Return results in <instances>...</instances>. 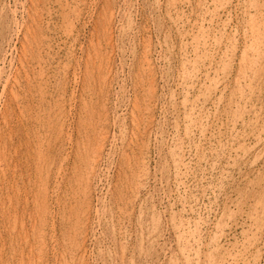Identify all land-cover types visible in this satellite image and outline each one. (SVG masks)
I'll use <instances>...</instances> for the list:
<instances>
[{
    "label": "rangeland",
    "instance_id": "rangeland-1",
    "mask_svg": "<svg viewBox=\"0 0 264 264\" xmlns=\"http://www.w3.org/2000/svg\"><path fill=\"white\" fill-rule=\"evenodd\" d=\"M18 1L20 3H16ZM252 1L255 2L256 8L250 11ZM229 2L225 9L217 12L215 20H211L207 19L214 10L211 0H186L185 4H182L181 0H174L176 10L172 15L174 19L178 20L175 17L179 15V19L185 20L179 31L185 33V36L173 26V20L166 10L167 0H42L39 7L40 20L37 25L31 27L36 31V35L31 40L30 37L27 39V30L32 23L28 15L29 12L32 13L31 0H0V264H264V39L254 41L253 44V40L249 38L255 29L261 28L260 31L264 34V19L262 20L264 15H261V12H264V0ZM202 6H206L207 10L205 11L206 8ZM251 13L255 17L251 18ZM112 16L115 17V21L114 18L111 21ZM200 21L210 43L214 37L220 38L225 34L220 38L222 41L224 39L221 49L216 48L215 52L209 48V52L202 50V56L206 54L207 59L211 57L212 60L215 59L209 60L213 62V73L215 63H221L226 51H232L229 52L230 55L234 53L231 55L232 67H229L226 77L229 80L225 79L226 81L219 85L221 87L218 86L219 91L213 88L214 91L212 90L210 95L212 99L210 98L207 104L203 102L204 98L200 89L198 90L204 78L195 83L196 86L189 91V95L178 85L186 62L184 57L187 60L194 58L195 52L190 44L195 34H193L195 25H200ZM256 24L259 26L256 27ZM107 39L111 40V43ZM147 42L149 50L145 56L143 50ZM246 42L249 43L250 49ZM235 47L238 50H235ZM24 49L29 51L26 63L30 84L23 81L22 89L19 87L20 90H17L19 98L15 101L10 93V85L7 86V80L9 81L12 74L17 73L16 69L20 68L18 61L24 57ZM185 50L189 55L185 54ZM108 53H112V57ZM109 56L113 61L110 64L113 70L111 76L107 75V71L104 72L107 67L104 62H107ZM243 56L246 61H249V58L256 60L259 66L253 70L245 68L242 65L245 62L242 61ZM141 63L147 71L151 70L145 76H142ZM238 74L243 75L240 80ZM250 75L252 81L249 80ZM140 80L143 87L138 84ZM107 84L109 88L104 86ZM152 84L154 95L149 88ZM102 87L104 92L99 90ZM243 87L245 88L242 89ZM185 99L189 101V105L196 104L198 108V114L195 115L197 119L195 118L194 128L192 127L190 132H187L185 127L187 115L183 106ZM136 102L143 109L149 106L146 113L149 114L150 111L148 117L151 115L149 118L152 126H141L142 132L136 130L132 119ZM101 103L103 104L100 106ZM89 112H92V116ZM100 112L108 117L107 129L112 145L106 149L104 159L98 166V177L88 190L89 188L84 187L86 185L83 183V168L77 157V150L85 141L84 138L90 136L89 130H92L90 123L94 125L99 121V116L102 115ZM25 123H28L29 127ZM34 125L36 126L33 127ZM66 134L73 142L63 148L62 145L66 143L62 140H67ZM127 162L129 165H124ZM60 165L64 166L62 169L64 177L56 184L54 179ZM144 171L146 174H143ZM48 177L50 178L46 179ZM119 181L123 183L121 186ZM144 181L147 184L143 183ZM84 203L92 206L88 207ZM87 207L90 209V234L85 244L86 252H80L76 243L77 241L81 243L82 239L78 232L75 236L73 229L81 228L78 225L79 215L82 208L84 211ZM76 211L79 214H76ZM190 233L196 239L195 242H191L192 245L183 242L184 239L190 240ZM74 236L77 240H74ZM40 252L43 254L40 255ZM197 258L199 260H196Z\"/></svg>",
    "mask_w": 264,
    "mask_h": 264
},
{
    "label": "bare ground",
    "instance_id": "bare-ground-1",
    "mask_svg": "<svg viewBox=\"0 0 264 264\" xmlns=\"http://www.w3.org/2000/svg\"><path fill=\"white\" fill-rule=\"evenodd\" d=\"M67 1V0H66ZM69 1V0H68ZM131 1V0H130ZM157 1V0H156ZM199 1V0H198ZM212 1V6L214 7V10L213 11H211L212 13H211V15H210V18H207V19H214L215 18V16H216V14H217V12H219V10H221V9H225V6L228 4V2L229 1H231V0H211ZM41 2H42V0H31V8H30V10L32 11V13L31 12H27L28 13V15H29V20H31V24H30V27L28 28V30H27V39L30 37V39L32 40V38H34V36L36 35V31H34V30H32L31 29V27L32 26H34V25H37L38 24V20H40V15H39V7H40V4H41ZM46 2V1H45ZM181 2H182V4H185V2H186V0H181ZM16 3H20L19 1L18 2H16ZM26 3V2H25ZM131 3V2H130ZM157 3V2H156ZM230 3V2H229ZM259 3V2H258ZM187 4V3H186ZM246 4V3H245ZM263 4H264V2H263ZM262 4V5H263ZM27 5V4H26ZM60 5V4H59ZM66 5H67V3H66ZM156 5V4H155ZM158 5V4H157ZM193 5V4H192ZM229 5V4H228ZM237 5V4H236ZM29 6V5H28ZM68 6V5H67ZM89 6V5H88ZM70 7V6H69ZM162 7V6H161ZM208 7V6H207ZM229 7V6H228ZM25 8H27V7H25ZM29 8V7H28ZM53 8V7H52ZM163 8V7H162ZM176 8V5H175V3H174V0H167V6H166V10H167V12H168V14H169V17H170V19L171 20H173V23L172 24H174L173 26H176L177 27V31L179 32L180 30H181V26H183V23H185V20L183 19V18H180L179 19V15L178 16H176L175 18H178V20L177 19H174V17H173V13H174V11L176 10L175 9ZM202 8H206V6H202ZM201 8V9H202ZM255 2L254 1H252V5L250 6V11H252V10H255ZM261 8H263V7H260V9ZM158 9V8H157ZM178 9V8H177ZM29 10V11H30ZM45 10V9H44ZM48 10V9H47ZM46 10V11H47ZM207 10V8L205 9V11ZM257 10V9H256ZM184 11V10H183ZM202 11H204V10H202ZM204 11V12H205ZM262 11V10H261ZM54 12V11H53ZM173 12V13H172ZM180 12V11H179ZM209 12V11H208ZM207 12V13H208ZM51 13V12H50ZM59 13V12H58ZM113 13H114V11H113ZM207 13L205 14V16H207ZM262 13H264V12H261V15H264V14H262ZM15 14V13H14ZM66 14V13H65ZM178 14V13H177ZM176 14V15H177ZM7 15V14H6ZM150 15V14H149ZM246 15V14H245ZM249 15V14H248ZM257 15V14H256ZM15 16V15H14ZM26 16H27V14H26ZM74 16V15H73ZM82 16V15H81ZM108 16V15H107ZM151 16V15H150ZM175 16V15H174ZM195 16V15H194ZM198 16V15H197ZM239 16V15H238ZM251 18H253V16H252V13H251ZM259 16V15H258ZM58 17V16H57ZM84 17V16H83ZM162 17V16H161ZM168 17V18H169ZM255 17V16H254ZM260 17V16H259ZM258 17V18H259ZM73 18V17H72ZM114 18V21H115V17L114 16H112L111 17V21H112V19ZM200 18V17H199ZM245 18V17H244ZM48 19V18H47ZM63 19V18H62ZM104 19V18H103ZM110 19V18H109ZM206 19V20H207ZM264 18H262V20H263ZM24 20V19H23ZM92 20V19H91ZM184 20V21H183ZM189 20V19H188ZM187 20V21H188ZM215 20V19H214ZM222 20V19H221ZM228 20V19H227ZM25 21V20H24ZM78 21H79V19H78ZM165 21V20H164ZM193 21V20H192ZM251 21V20H250ZM259 21V20H258ZM264 21V20H263ZM99 22V21H98ZM207 22V21H206ZM228 22V21H227ZM227 22H226V24H227ZM252 22V21H251ZM19 23V22H18ZM18 23H16V24H18ZM25 23V22H24ZM24 23H22V24H24ZM77 23H79V22H77ZM128 23V22H127ZM152 23H153V21H152ZM198 23H199V21H198ZM197 23V24H198ZM256 23H257V21H256ZM42 24V23H41ZM75 23H73V25H74ZM100 24V23H99ZM182 24V25H181ZM226 24H225V26H226ZM235 24V23H234ZM261 24H263L262 23V21H261ZM261 24H260V27H261ZM88 25V24H87ZM95 25H96V23H95ZM118 25V24H117ZM156 25V24H155ZM236 25V24H235ZM101 26V25H100ZM108 26V25H107ZM125 26V25H124ZM259 26V25H258ZM257 26V24H256V27H258ZM264 26V25H263ZM262 26V27H263ZM61 27V26H60ZM72 27V26H71ZM74 27V26H73ZM95 27V26H94ZM99 27V26H98ZM230 27V26H229ZM22 28V27H21ZM91 28V27H90ZM104 28H105V26H104ZM126 28V27H125ZM184 28H185V26H184ZM244 28V27H243ZM46 29V28H45ZM52 29V28H51ZM73 29V28H72ZM100 29V28H99ZM107 29V28H106ZM235 29V28H234ZM250 29V28H249ZM263 29V28H262ZM62 30V29H61ZM97 30H98V28H97ZM184 30H186V29H184ZM256 31H252L251 32V34L250 35H252V33H254L251 37H249V38H251L250 40H253V44H254V41H259V40H262V39H264V34L260 31L261 30V28H260V30L259 29H255ZM41 31V30H40ZM68 31V30H67ZM107 31V30H106ZM109 31V30H108ZM123 31V30H122ZM193 31V30H192ZM191 31V32H192ZM194 31L195 32H193V37H192V42H191V47L194 49V52H195V54H194V58L191 60V58H190V60H187L186 59V57H184V60H186V62L184 63V65H183V71L181 72V74H180V78H179V87L183 90V92L185 93V94H188L189 93V91L191 90V89H194V87L196 86V82L197 81H199L200 79H202V78H204V81H203V83H202V85H200L201 86V88H198V90L200 89V93L202 94V96H203V102L205 103L206 102V104H207V102L208 101H210V98L212 99V97L210 96L211 95V92H212V90H213V88L215 89H218V86L219 85H221L222 83H224V80L225 79H228V78H226L227 77V75H228V72H229V67L231 66L232 67V62H233V60H232V58L233 57H231V55L232 54H234V53H232L231 55L229 54V52H232V51H226V50H223V51H226L224 54H223V56H222V59H221V63L220 64H217V63H215V73H213V62L211 63V61H209L210 59H207L208 58V55H206V54H204V56H202L203 54H202V50L205 52V51H207V52H209V50H208V48L211 50V49H214V52L216 51L215 49L217 48V50H218V48L219 49H221L220 47H221V45L223 46V44H221L223 41H224V39H223V41L220 39V38H223V36L225 35H221L222 37H220V38H218V37H214V40L210 43V41L208 40V34L204 31V27H203V24H202V22L200 21V25H195V29H194ZM38 32V31H37ZM91 32V31H90ZM133 32V31H132ZM152 32V31H151ZM183 32V31H182ZM185 32V31H184ZM240 32V31H239ZM243 32V31H242ZM250 32V31H249ZM248 32V33H249ZM49 33H50V31H49ZM53 33V32H52ZM64 33V32H63ZM78 33V32H77ZM81 33V32H80ZM95 33H97V32H95ZM101 33V32H100ZM179 33H181V32H179ZM187 33V32H186ZM216 33H218V32H216ZM244 33H246V32H244ZM247 33V34H248ZM41 34V33H40ZM182 34V33H181ZM37 35H38V33H37ZM160 35V34H159ZM182 35H185V33L184 34H182ZM188 35H189V33H188ZM191 35V36H192ZM246 35V34H245ZM244 35V36H245ZM249 35V34H248ZM24 36V35H23ZM111 36H113V35H111ZM111 36H110V39H111ZM168 36V35H167ZM186 36V35H185ZM184 36V37H185ZM233 36V35H232ZM240 36V35H239ZM45 37V36H44ZM48 37V36H47ZM46 37V38H47ZM50 37V36H49ZM73 37V36H72ZM85 37V36H84ZM164 37H165V35H164ZM190 37V36H189ZM241 37V36H240ZM263 37V38H262ZM59 38V37H58ZM67 38V37H66ZM98 38V37H97ZM113 38V37H112ZM124 38V37H123ZM183 38V37H182ZM248 38V39H249ZM91 39V38H90ZM102 39H103V37H102ZM184 39V38H183ZM190 39V38H189ZM237 39V38H236ZM45 40H47V39H45ZM57 40V39H56ZM62 40V39H61ZM108 40V39H107ZM113 40V39H112ZM130 40V39H129ZM163 40V39H162ZM168 40V39H167ZM226 40V39H225ZM241 40V39H240ZM248 41L249 43L251 42V41ZM69 41V40H68ZM103 41V40H102ZM110 43H111V40H108ZM182 41H184V40H182ZM230 41H231V39H230ZM234 41V40H233ZM79 42V41H78ZM89 42V41H88ZM108 42V43H109ZM159 42V41H158ZM22 43V42H21ZM52 43V42H51ZM51 43H50V45H51ZM63 43V42H62ZM92 43H94V42H92ZM148 43V42H147ZM147 43H142V44H144V50L143 51H145V56L148 54L147 52H148V50H149V43L147 44ZM229 43V42H228ZM234 43V42H233ZM240 42H238V44H239ZM247 43V42H246ZM249 43H247L248 45V47L250 46L249 45ZM35 44H36V42H35ZM168 44V43H167ZM166 44V46H168ZM170 44V43H169ZM182 44H184V43H182ZM186 44V43H185ZM235 44V43H234ZM252 44V45H253ZM257 44V43H256ZM71 45V44H70ZM95 45H96V42H95ZM102 45V44H101ZM110 45V44H109ZM112 45V44H111ZM125 45V44H124ZM136 45V44H135ZM152 45V44H151ZM165 45V44H164ZM187 45V44H186ZM227 45V44H226ZM229 45V44H228ZM227 45V46H228ZM231 45V44H230ZM233 45V44H232ZM23 46V45H22ZM25 46V45H24ZM37 46V45H36ZM45 46V45H44ZM47 46V45H46ZM188 46V45H187ZM226 46V47H227ZM258 46V45H257ZM260 46V45H259ZM111 47H113V46H111ZM169 47V46H168ZM167 47V48H168ZM252 47V46H251ZM261 47V46H260ZM45 48V47H44ZM49 48V47H48ZM63 48V47H62ZM106 48V47H105ZM110 48V47H109ZM114 48V47H113ZM187 49H189L188 47H186ZM185 48V49H186ZM229 48H230V46H229ZM253 48V47H252ZM251 48V49H252ZM58 49V48H57ZM61 49V48H60ZM186 49V50H187ZM235 50H238V49H236V47L234 48ZM249 49H250V47H249ZM248 49V50H249ZM257 48H255V50H256ZM17 50V49H16ZM20 50H22L21 49V47H20ZM44 50V49H43ZM59 50V49H58ZM112 51H113V49H111ZM110 50V52H112ZM115 50V49H114ZM185 50V51H186ZM227 50H229L228 48H227ZM245 50H247V49H245ZM254 50V51H255ZM263 50V49H262ZM13 51V50H12ZM50 51V50H49ZM48 51V52H49ZM57 51V50H56ZM70 51V50H69ZM92 51V50H91ZM90 51V52H91ZM191 51V50H190ZM18 52V51H17ZM21 52V51H20ZM71 52V51H70ZM94 52V51H93ZM102 52V51H101ZM206 52V53H207ZM222 52V51H221ZM234 52V51H233ZM237 52V51H236ZM252 52V51H251ZM256 52H257V50H256ZM28 53H29V51H28V49H24L23 50V54H24V57H22V56H20V57H22V58H17V59H19V67L20 68H17L16 70V74H12V77H11V79L8 81L7 80V86L8 85H10V93H11V96H12V98H13V100H17L18 98H19V95H18V93H17V90L19 89L20 90V88H21V86H22V83H23V81H25V83L27 82L28 84H30V75H29V72H28V64L26 63V62H28V60L26 59L27 57H28ZM68 53V52H67ZM144 53V52H143ZM187 53V51L185 52V54ZM189 53V52H188ZM187 53V54H188ZM254 53V52H253ZM258 53V52H257ZM256 53V54H257ZM18 54V53H17ZM21 54V53H20ZM53 54V53H52ZM51 54V55H52ZM62 54V53H61ZM66 54V53H65ZM93 54V53H92ZM108 54H110V53H108ZM117 54V53H116ZM183 54V53H182ZM209 54V53H208ZM220 54V53H219ZM255 54V55H256ZM45 55V54H44ZM43 55V56H44ZM73 55V54H72ZM103 55V54H102ZM102 55H100V56H102ZM112 55V53L110 54V56ZM115 55V54H114ZM130 55V54H129ZM189 55V54H188ZM210 55V54H209ZM214 55V54H213ZM216 55V54H215ZM236 55V54H235ZM247 55V54H246ZM254 55V56H255ZM258 55V54H257ZM263 55V54H262ZM17 56H19V54L17 55ZM46 56V55H45ZM63 56V55H62ZM85 56V55H84ZM90 56V55H89ZM110 56L108 57V59H107V62H104L105 63V65L107 66V67H105V71L104 72H106L107 71V75L108 76H111V74H112V65H110L111 64V62H113V61H111L112 60V58H110ZM122 56V55H121ZM125 56V55H124ZM186 56V55H185ZM191 56V55H190ZM193 56V55H192ZM40 57V56H39ZM42 57V56H41ZM49 57V56H48ZM94 57V56H93ZM106 57V56H105ZM112 57V56H111ZM117 57V56H116ZM133 57V56H132ZM141 57V56H140ZM144 57V56H143ZM216 57V56H215ZM249 57V56H248ZM256 57V56H255ZM264 57V56H263ZM31 58V57H30ZM97 58H98V56H97ZM145 59H147L146 57H144ZM218 58H219V56H218ZM240 58H242V57H240ZM245 58H247V57H245ZM253 58V57H252ZM259 58V57H258ZM258 58H256L258 61H260V59H258ZM67 59H68V57H67ZM89 59V58H88ZM90 59H92V58H90ZM101 59V58H100ZM99 59V60H100ZM120 59V58H119ZM128 59V58H127ZM141 59V58H140ZM189 59V58H188ZM207 59V60H206ZM217 59V58H216ZM251 58H249V61H246L245 59H244V56H243V60L242 61H244L245 60V62H244V64H242V65H244V67L245 68H247V69H251V70H253V68L254 67H256L257 65H258V63H257V61L256 60H250ZM264 59V58H263ZM8 60V59H7ZM81 60V59H80ZM114 60V59H113ZM183 60V59H182ZM212 60V59H211ZM215 60V59H214ZM214 60H212V61H214ZM220 60V59H219ZM36 61V60H35ZM85 61H86V59H85ZM84 61V62H85ZM94 61V60H93ZM127 61V60H126ZM143 61V60H142ZM142 61H140V62H142ZM146 62H148V60H145ZM144 61V62H145ZM207 61H209L208 63H207ZM240 61V60H239ZM17 62V63H18ZM56 62H58V61H56ZM61 62V61H60ZM65 62V61H64ZM70 62V61H69ZM101 62H102V60H101ZM184 62V61H183ZM41 63V62H40ZM86 63V62H85ZM99 63V62H98ZM115 63V62H114ZM151 63V62H150ZM164 63V62H163ZM261 63H262V61H261ZM32 64V63H31ZM103 64V63H102ZM142 64V63H141ZM141 64H139L140 66H141ZM147 64H149V63H147ZM183 64V63H182ZM260 64V63H259ZM263 64H264V62H263ZM47 65V64H46ZM86 65V64H85ZM88 65V64H87ZM91 65V64H90ZM101 65V64H100ZM151 65V64H150ZM153 65V64H152ZM208 65H209V67H208ZM30 66V65H29ZM48 66H49V64H48ZM92 66H94V64L92 65ZM99 66V65H98ZM97 66V67H98ZM104 66V65H103ZM259 66V65H258ZM69 67V66H68ZM88 67V66H87ZM239 67H241V66H239ZM31 68V67H30ZM38 68V67H37ZM40 68H42V67H40ZM47 68V67H46ZM70 68V67H69ZM96 68V67H95ZM101 68V67H100ZM99 68V69H100ZM114 68V67H113ZM145 66H144V64H142V67H141V69H142V76L144 75H146L149 71H151L150 69H149V71H147V69L145 68ZM148 68V67H147ZM259 68V67H258ZM5 69V68H4ZM44 69V68H43ZM51 69V68H50ZM88 69V68H87ZM125 69V68H124ZM139 69V68H138ZM239 69V68H238ZM257 69V68H256ZM256 69H254L255 71H256ZM260 69V68H259ZM89 70V69H88ZM87 70V72H89ZM91 70V69H90ZM134 70V69H133ZM245 70V69H244ZM261 70H263V69H261ZM38 71H39V69H38ZM40 71H41V69H40ZM47 71V70H46ZM101 71H102V69H101ZM160 71H162V70H160ZM231 71V70H230ZM260 71V70H259ZM36 72H37V70H36ZM68 72V71H67ZM74 72V71H73ZM92 72H93V70H92ZM91 72V73H92ZM170 72V71H169ZM238 72H239V70H238ZM258 72V71H257ZM14 73V72H13ZM34 73V72H33ZM40 73V72H39ZM76 73V72H75ZM84 73V72H83ZM94 73V72H93ZM96 73H99V72H97L96 71ZM114 73V72H113ZM145 73V74H144ZM262 73V72H261ZM9 74V73H8ZM66 74V73H65ZM70 74V73H69ZM150 74V73H149ZM148 74V75H149ZM244 74V73H243ZM254 74V73H253ZM257 73H255V75H256ZM258 74H259V72H258ZM51 75V74H50ZM62 75V74H61ZM82 75V74H81ZM100 75V74H99ZM102 75H104V74H102ZM102 75H101V78H102ZM106 75V74H105ZM113 75V74H112ZM119 75V74H118ZM135 75H137V74H135ZM151 75V74H150ZM157 75V74H156ZM252 75V74H251ZM251 75H250V78H251ZM40 76V75H39ZM48 76V75H47ZM57 76H58V74H57ZM83 76V75H82ZM88 76V75H87ZM95 76H96V74H95ZM230 76V75H229ZM243 75H239L238 74V80H240L241 78L240 77H242ZM245 76V75H244ZM253 76V75H252ZM259 76V75H258ZM261 76V75H260ZM263 76V75H262ZM33 77V76H32ZM46 77V76H45ZM64 77V76H63ZM85 77V76H84ZM94 77V76H93ZM99 77V76H98ZM119 77V76H118ZM155 77V76H154ZM58 78V77H57ZM88 78V77H87ZM90 78V77H89ZM111 78V77H110ZM114 78V77H113ZM146 78V77H145ZM144 78V79H145ZM153 78V77H152ZM164 78V77H163ZM230 78V77H229ZM247 78V77H246ZM256 78H258L257 76H256ZM261 78V77H260ZM37 79H38V77H37ZM43 79V78H42ZM85 79V78H84ZM139 79V78H138ZM142 79V81H143V77L141 78ZM149 79V78H148ZM237 79V78H236ZM252 79L253 78H251V79H249L250 81H252ZM61 80V79H60ZM94 80V82H95V78L93 79ZM102 80V79H101ZM101 80H99V81H101ZM107 80V79H106ZM137 80V79H136ZM153 80V79H152ZM207 80H208V82H207ZM229 80V79H228ZM242 80H243V78H242ZM248 80V81H249ZM47 81V80H46ZM74 81V80H73ZM82 81V80H81ZM89 81V80H88ZM103 81H105V79L103 80ZM109 81V80H108ZM141 80L139 81V85L140 86H142V84H143V82H142ZM175 81V80H174ZM226 81V80H225ZM244 82H245V80H243ZM247 81V80H246ZM257 81V80H256ZM40 82V81H39ZM44 82V81H43ZM51 82V81H50ZM58 82H59V80H58ZM91 82V81H90ZM89 82V83H90ZM98 82V81H97ZM149 82V81H148ZM229 82V81H228ZM254 82V81H253ZM52 83V82H51ZM100 83V82H99ZM103 83V82H102ZM104 83H107V82H104ZM156 83V82H155ZM196 83V84H195ZM207 83H208V86H207ZM227 83V82H226ZM239 83V82H238ZM258 83V82H257ZM57 84V83H56ZM61 84V83H60ZM64 84V83H63ZM66 84V83H65ZM88 84V83H87ZM94 84V83H93ZM93 84H92V86H93ZM96 84H98V83H96ZM110 84V83H109ZM134 84V83H133ZM150 84V83H149ZM239 84H241V83H239ZM250 83H248V85H249ZM33 85H34V83H33ZM38 85V84H37ZM53 85V84H52ZM82 85V84H81ZM90 85V84H89ZM242 85V84H241ZM240 85V86H241ZM251 85V84H250ZM249 85V86H250ZM40 86H41V84H40ZM46 86V85H45ZM58 86V85H57ZM66 86V85H65ZM96 86V85H95ZM101 86H103V85H101ZM105 87L107 86L108 87V84L107 85H104ZM135 86V85H134ZM137 86V85H136ZM149 86V85H148ZM153 84L149 87L150 88V91H151V93L153 94L154 93V91H153ZM158 86V85H157ZM157 86H155V87H157ZM243 86H244V84H243ZM248 86V87H249ZM260 86V85H259ZM20 87V88H19ZM43 88H44V86H42ZM91 87V86H90ZM99 87H100V84H99ZM138 87V86H137ZM143 87V86H142ZM206 87V88H205ZM221 86H219V88H220ZM225 87V86H224ZM238 87V86H237ZM250 87H252V86H250ZM32 88V87H31ZM42 88V89H43ZM48 87H46V89H47ZM72 88V87H71ZM86 88V87H85ZM109 88V87H108ZM141 88V87H140ZM148 88V89H149ZM167 88V87H166ZM179 88V89H180ZM203 88H205V91L203 92L202 90H203ZM245 87H243L242 89H244ZM262 88V87H261ZM260 88V89H261ZM22 89V88H21ZM79 89V88H78ZM81 89V88H80ZM83 89V88H82ZM103 89V87L100 89L99 88V90H102ZM134 89V88H133ZM138 89H139V87H138ZM137 89V90H138ZM232 89V88H231ZM31 90V89H30ZM63 90V89H62ZM61 90V91H62ZM98 90V91H99ZM136 90V89H135ZM155 90V89H154ZM181 90V91H182ZM227 90V89H226ZM249 90H251V89H249ZM257 90V89H256ZM64 91V90H63ZM84 91V90H83ZM103 91V90H102ZM102 91H100V92H102ZM105 91V90H104ZM103 91V92H104ZM108 91H109V89H108ZM115 91V90H114ZM149 91V92H150ZM164 91V90H163ZM173 91V90H172ZM192 91V90H191ZM214 91V90H213ZM218 91H219V89H218ZM223 91V90H222ZM252 91V90H251ZM32 92V91H31ZM30 92V93H31ZM38 92H39V90H38ZM82 92V91H81ZM87 92V91H86ZM85 92V93H86ZM102 92V93H103ZM110 92V91H109ZM127 92V91H126ZM225 92V91H224ZM237 92H238V90H237ZM242 92V91H241ZM57 93H58V89H57ZM80 93V92H79ZM84 93V94H85ZM92 93V92H91ZM101 93V94H102ZM124 93V92H123ZM199 93V92H198ZM248 93V92H247ZM252 93V92H251ZM34 94V93H33ZM38 94V93H37ZM43 94V93H42ZM46 94V93H45ZM66 94V93H65ZM107 94H109V93H107ZM139 94H140V92H139ZM145 94V93H144ZM147 94V93H146ZM157 94V93H156ZM243 94V93H242ZM254 94H256V93H254ZM23 95V94H22ZM41 95V94H40ZM51 95V94H50ZM57 95V94H56ZM75 95V94H74ZM96 95V94H95ZM103 95V94H102ZM151 95V94H150ZM149 95V96H150ZM154 95V94H153ZM170 95V94H169ZM189 95V94H188ZM188 95H186V97L188 96ZM193 95V94H192ZM232 95V94H231ZM234 95H235V93H234ZM237 95V94H236ZM235 95V96H236ZM245 95H246V92H245ZM249 95V94H248ZM46 96V95H45ZM58 96V95H57ZM70 96V95H69ZM199 96H200V94H199ZM201 96V97H202ZM225 96V95H224ZM243 96V95H242ZM250 96V95H249ZM10 97V96H9ZM22 97V96H21ZM50 97V96H49ZM98 97V96H97ZM102 97V96H101ZM100 97V98H101ZM103 97H104V95H103ZM167 97V96H166ZM231 97H233V96H231ZM238 97V96H237ZM241 97V96H240ZM251 97V96H250ZM11 98V97H10ZM36 98V97H35ZM40 98H41V96H40ZM39 98V99H40ZM53 98V97H52ZM93 98V97H92ZM109 98V97H108ZM107 98V99H108ZM154 98H155V96H154ZM246 98V97H245ZM244 98V99H245ZM261 98V97H260ZM102 100H103V98H101ZM119 99V98H118ZM121 99V98H120ZM147 99V98H146ZM153 99V98H152ZM231 99H233V98H231ZM237 99V98H236ZM247 99H249V97L247 98ZM43 100V99H42ZM50 100V99H49ZM106 100V99H105ZM155 100V99H154ZM228 100V99H227ZM255 100V99H254ZM22 101V100H21ZM28 101V100H27ZM32 101V100H31ZM66 101V100H65ZM81 101V100H80ZM80 101L78 102V103H80ZM97 101H99V100H97ZM96 101V102H97ZM117 101V100H116ZM151 101V100H150ZM158 101V100H157ZM239 101V100H238ZM237 101V102H238ZM244 101H246V100H244ZM248 101V100H247ZM246 101V102H247ZM250 101H251V99H250ZM258 101V100H257ZM45 102V101H44ZM55 102V101H54ZM83 102V101H82ZM100 102H101V100H100ZM103 102V101H102ZM121 102V101H120ZM144 102H145V100H144ZM155 102V101H154ZM189 101L187 100V99H185V101L183 102V106H184V108H185V110H186V120H185V123H186V131L187 132H190L191 131V129H192V127H193V125H194V123H195V115L196 114H198L197 113V111H198V108H197V105L196 104H190L189 105V103H188ZM232 102V101H231ZM27 103V102H26ZM40 103V102H39ZM50 103V102H49ZM62 103V102H61ZM87 103V102H86ZM90 103V102H89ZM104 103H105V101H104ZM196 103V102H195ZM199 103V102H198ZM236 103V102H235ZM48 104V103H47ZM54 104V103H53ZM96 104H98V102L96 103ZM103 103H101V104H99L100 106L102 105ZM149 104V103H148ZM152 104V103H151ZM228 104H230V103H228ZM241 104V103H240ZM93 105V104H92ZM105 105V104H104ZM103 105V106H104ZM170 105V104H169ZM255 105V104H254ZM13 106V105H12ZM37 106V105H36ZM39 106V105H38ZM49 106V105H48ZM52 106V105H51ZM56 106V105H55ZM63 106H64V104H63ZM102 106V107H103ZM133 106V105H132ZM148 106V105H147ZM147 106H145V107H147ZM152 106V105H151ZM214 106V105H213ZM264 106V105H263ZM44 107V106H43ZM58 107V106H57ZM97 107V106H96ZM96 107H94V108H96ZM101 107V108H102ZM144 107V108H145ZM149 107V106H148ZM147 107V109H143L142 107H141V105L139 104V103H135V105H134V112H132V113H134V118H132L133 119V121H134V124H135V126H136V130H140L141 129V126H144V127H149V126H152V121L150 120V118L148 117V115L150 114V111H148L149 112V114L148 113H146L147 112V110L149 109ZM257 107V106H256ZM8 108V107H7ZM53 108H55V107H53ZM53 108H52V110H53ZM60 108V107H59ZM206 108V107H205ZM215 108V107H214ZM223 108V107H222ZM241 108V107H240ZM41 109H43L44 110V108H41ZM40 109V110H41ZM48 109V108H47ZM64 109V108H63ZM93 109V108H92ZM97 109V108H96ZM100 109V108H99ZM131 109V108H130ZM254 109V108H253ZM252 109V110H253ZM61 110V109H60ZM84 110V109H83ZM102 110V109H101ZM106 110V109H105ZM104 110V111H105ZM121 110V109H120ZM129 110V109H128ZM152 110V109H151ZM203 110H204V108H203ZM207 110H208V108H207ZM232 110V109H231ZM42 111V110H41ZM70 111V110H69ZM84 111H89L88 109H86V110H84ZM94 110H92V112H93ZM97 111H99L98 109H97ZM103 111V110H102ZM243 111V110H242ZM255 111V110H254ZM20 112V111H19ZM18 112V113H19ZM51 112H53V111H51ZM57 112V111H56ZM67 112V111H66ZM91 112V113H92ZM96 112V111H95ZM153 112V111H152ZM177 112V111H176ZM10 113V112H9ZM14 113H16V111L14 112ZM17 113V114H18ZM90 113V112H89ZM90 113V114H91ZM101 113H102V115H101ZM105 113V112H104ZM125 113V112H124ZM207 113V112H206ZM217 113V112H216ZM49 114V113H48ZM85 114V113H84ZM93 114H94V112H93ZM97 114H99V113H97ZM107 115H108V113H106ZM240 114H241V112H240ZM246 114V113H245ZM254 114V113H253ZM22 115V114H21ZM34 115V114H33ZM54 115V114H53ZM65 115V114H64ZM79 115V114H78ZM86 115H87V113H86ZM100 115L101 116H99V121L96 123V124H94L93 125V123L91 124L90 123V126L92 127H90L92 130H89V131H91L89 134H90V136L88 137V138H84L85 139V141H83V143H81V145L79 146V148H78V150H77V157L80 159V164H81V166H82V170H83V177H84V182L83 183H85V185L86 186H84L86 189H88V190H90V188H91V186H92V184L94 183V181L96 180V178L98 177V174H99V170H98V166L101 164V162H102V160L104 159V154H105V151H106V149L109 147V146H111L112 145V141L110 140V136H109V131H108V129H107V126H108V124H109V120H108V117L106 116V115H103V112H100ZM242 115V114H241ZM255 115V114H254ZM31 116V115H30ZM49 116V115H48ZM55 116H57V115H55ZM88 116V115H87ZM91 116H92V114H91ZM127 116V115H126ZM238 116V115H237ZM247 116V115H246ZM18 117V116H17ZM37 117V116H36ZM54 117V116H53ZM230 117V116H229ZM253 117V116H252ZM7 118H8V116H7ZM22 118H24V117H22ZM21 118V119H22ZM26 118V117H25ZM50 118V117H49ZM77 118H79V117H77ZM94 118V117H93ZM174 118V117H173ZM177 118V117H176ZM240 118H242V117H240ZM244 118V117H243ZM249 118V117H248ZM258 118V117H257ZM262 118V117H261ZM19 119V118H18ZM20 119V120H21ZM31 119V118H30ZM62 119V118H61ZM83 119V118H82ZM197 119V118H196ZM201 119V118H200ZM235 119H237V118H235ZM239 119V118H238ZM250 119V118H249ZM52 120V119H51ZM54 120V119H53ZM92 120V119H91ZM98 120V119H97ZM165 120V119H164ZM214 120V119H213ZM229 120V119H228ZM241 120V119H240ZM253 120V119H252ZM261 120V119H260ZM31 121H33V120H31ZM38 121V120H37ZM47 121V120H46ZM77 121V120H76ZM96 121V120H95ZM232 121V120H231ZM239 121V120H238ZM14 122V121H13ZM24 122H25V120H24ZM26 122H28V121H26ZM34 122V121H33ZM33 122H31V123H33ZM39 122V121H38ZM235 122V121H234ZM244 122V121H243ZM249 122V121H248ZM40 123V122H39ZM78 123V122H77ZM224 123V122H223ZM253 123V122H252ZM25 124H27L28 125V123H25ZM33 124H35V122L33 123ZM32 124V125H33ZM44 124V123H43ZM124 124V123H123ZM158 124V123H157ZM182 124V123H181ZM243 124V123H242ZM264 124V123H263ZM61 125V124H60ZM82 125V124H81ZM89 125V124H88ZM87 125V126H88ZM93 125V126H92ZM114 125V124H113ZM119 125V124H118ZM248 125H250V124H248ZM251 125H253V124H251ZM15 126V125H14ZM24 126V125H23ZM36 125H34L33 127H35ZM42 126V125H41ZM49 126V125H48ZM58 126V125H57ZM77 126V125H76ZM215 126V125H214ZM234 126V125H233ZM262 125H260V127H261ZM28 127H29V125H28ZM39 127V126H38ZM59 127V126H58ZM89 127V126H88ZM184 127V128H185ZM223 127V126H222ZM31 128H32V126H31ZM109 128H111V127H109ZM132 128V127H131ZM194 128V127H193ZM263 128V127H262ZM13 129V128H12ZM24 129V128H23ZM26 129V128H25ZM45 129V128H44ZM49 129V128H48ZM59 129V128H58ZM85 129H87V128H85ZM117 129V128H116ZM133 129V128H132ZM149 129V128H148ZM183 129V128H182ZM205 129V128H204ZM227 129V128H226ZM28 130V129H27ZM33 130V129H32ZM51 130V129H50ZM88 130V129H87ZM86 130V131H87ZM110 130V129H109ZM129 130V129H128ZM147 130V129H146ZM150 130V129H149ZM197 130V129H196ZM26 131V130H25ZM47 131V130H46ZM141 131V130H140ZM151 131H152V129H151ZM211 131V130H210ZM262 131V130H261ZM33 132V131H32ZM78 132V131H77ZM84 132V131H83ZM128 132V131H127ZM136 132V131H135ZM142 132V131H141ZM144 132V131H143ZM201 132H202V130H201ZM241 132V131H240ZM20 133V132H19ZM31 133V132H30ZM36 133V132H35ZM40 133V132H39ZM52 133V132H51ZM57 133V132H56ZM80 133V132H79ZM132 133V132H131ZM218 133V132H217ZM222 133V132H221ZM262 133V132H261ZM144 134H145V132H144ZM207 134V133H206ZM224 134V133H223ZM235 134H237V132L235 133ZM244 134V133H243ZM3 135V134H2ZM39 135V134H38ZM42 135V134H41ZM52 135V134H51ZM60 135V134H59ZM61 135H62V133H61ZM67 135V134H66ZM137 135H139V134H137ZM137 135H135L136 136V138H137ZM175 135V134H174ZM191 135V134H190ZM202 135V134H201ZM30 136V135H29ZM37 136V135H36ZM35 136V137H36ZM65 136V135H64ZM63 136V137H64ZM86 136V135H85ZM189 136V135H188ZM192 136V135H191ZM246 136V135H245ZM39 137V136H38ZM50 137V139H49V141L51 140V136H49ZM58 139L60 138V137H58V136H56ZM84 137V136H83ZM115 137V136H114ZM166 137V136H165ZM182 137V136H181ZM224 137V136H223ZM233 137V136H232ZM260 137V136H259ZM29 138V137H28ZM43 138V137H42ZM42 138H41V142L40 143H42ZM45 138V137H44ZM68 138H70V137H68V135H67V140H62V138H60V141L62 140V142H64V143H66V145H62V147L64 148L65 146H68V145H70L73 141H72V139L70 138V139H68ZM81 138V137H80ZM128 138V137H127ZM189 138V137H188ZM252 138V137H251ZM27 139V138H26ZM35 139H37V137L35 138ZM87 139V140H86ZM205 139V138H204ZM215 139V138H214ZM225 139V138H224ZM243 139H245V137L243 138ZM248 139V138H247ZM38 141L37 142H39V139H37ZM44 140H46V139H44ZM55 141H56V139H54ZM122 140V139H121ZM135 140V139H134ZM133 140V142H135ZM137 140V139H136ZM241 140V139H240ZM239 140V141H240ZM24 141V140H23ZM35 141V140H34ZM48 141V142H49ZM72 141V142H71ZM143 141V140H142ZM36 142V141H35ZM54 142V141H53ZM132 142V144H134ZM138 142V141H137ZM30 143V142H29ZM32 143H34V142H32ZM44 143V142H43ZM50 143H52V142H50ZM50 143H47L48 145L50 144ZM57 143V142H56ZM63 143V144H64ZM192 143V142H191ZM221 143V142H220ZM118 144V143H117ZM131 144V143H130ZM222 144V143H221ZM220 144V145H221ZM229 144V143H228ZM32 145V144H31ZM35 145H37V144H35ZM54 145V144H53ZM61 145H59V146H61ZM73 145V144H72ZM79 145V144H78ZM39 146V145H38ZM42 146V145H41ZM46 146V145H45ZM54 147H56V146H54ZM124 147V146H123ZM155 147V146H154ZM44 148V147H43ZM221 148V147H220ZM16 149V148H15ZM37 149V148H36ZM39 149V148H38ZM51 149V148H50ZM138 149V148H137ZM142 149V148H141ZM212 149V148H211ZM28 150H29V148H28ZM42 150H44V149H42ZM48 150V149H47ZM61 150V149H60ZM63 150V149H62ZM127 150V149H126ZM129 150V149H128ZM145 150V149H144ZM208 150V149H207ZM260 150V149H259ZM3 151V150H2ZM6 151V150H5ZM27 151V150H26ZM190 151V150H189ZM249 151V150H248ZM0 152H1V140H0ZM53 152V151H52ZM108 152V151H107ZM142 152V151H141ZM186 152V151H185ZM203 152V151H202ZM207 152V151H206ZM36 153V152H35ZM41 153H43V152H41ZM40 153V154H41ZM128 153H130V151L128 152ZM31 154H32V152H31ZM70 154V153H69ZM35 155V154H34ZM33 155V156H34ZM38 155V154H37ZM128 155V154H127ZM139 155V154H138ZM247 155V154H246ZM32 156V157H33ZM36 156V155H35ZM38 156H40V155H38ZM37 156V157H38ZM125 156V155H124ZM190 156V155H189ZM10 157V156H9ZM29 157V156H28ZM36 157V158H37ZM187 157V156H186ZM8 158V157H7ZM41 158V157H40ZM39 158V159H40ZM43 158H45V157H43ZM55 158V157H54ZM129 158V157H128ZM127 158V159H128ZM138 158V157H137ZM142 158V157H141ZM9 159V158H8ZM31 159V158H30ZM38 159V158H37ZM74 159V158H73ZM135 159V158H134ZM139 159V158H138ZM46 160H47V158H46ZM67 160V159H66ZM131 160V159H130ZM137 160V159H136ZM37 161V160H36ZM40 161V160H39ZM120 161V160H119ZM129 161V160H128ZM201 161V160H200ZM46 162V161H45ZM122 162V161H121ZM125 162V161H124ZM145 162V161H144ZM8 163V162H7ZM36 163V162H35ZM43 163H44V159H43ZM180 163V162H179ZM199 163V162H198ZM216 163V162H215ZM17 164V163H16ZM27 164V163H26ZM32 164H34V163H32ZM40 164V163H39ZM45 164V163H44ZM60 164H62V163H60ZM170 164V163H169ZM193 164V163H192ZM195 164V163H194ZM46 165V164H45ZM79 165V164H78ZM124 165H129V163L127 162V163H125ZM141 165V164H140ZM147 165V164H146ZM216 165V164H215ZM254 165V164H253ZM6 166H8V165H6ZM11 166V165H10ZM35 166H36V164H35ZM50 166V165H49ZM61 167H60V169L58 170V172H57V176L55 177L56 179H54L53 181H54V183H56L57 184V182H60L61 180H63L62 178L64 177V175H63V171H62V169H64V166L63 165H60ZM122 166V165H121ZM138 166V165H137ZM37 167L39 168L40 166H38L37 165ZM37 167L35 168V170H38L37 169ZM123 167V166H122ZM125 167V166H124ZM176 167L177 168H179L178 167V165H176ZM12 168V167H11ZM16 168H17V166H16ZM31 168V167H30ZM42 168H44V166H42ZM75 168V167H74ZM81 168V167H80ZM48 170H49V168H47ZM46 169V170H47ZM124 169V168H123ZM47 170V171H48ZM150 170V169H149ZM73 171H75V170H73ZM191 171V170H190ZM49 172H51V170L49 171ZM107 172V171H106ZM142 172V171H141ZM45 173V172H44ZM52 173V172H51ZM51 173H49V176H50V174ZM71 173V172H70ZM123 173V172H122ZM121 173V174H122ZM140 173V172H139ZM138 173V174H139ZM145 173V171L143 172V174ZM41 174V173H40ZM48 174V173H47ZM74 174V173H73ZM118 174V173H117ZM120 174V175H121ZM135 174V173H134ZM146 174V173H145ZM158 174V173H157ZM178 174V173H177ZM43 175V174H42ZM70 175V174H69ZM79 175V174H78ZM80 175L82 176V174L80 173ZM79 175V176H80ZM131 175V174H130ZM149 175V174H148ZM10 176V175H9ZM39 176V175H38ZM80 176V178H81V180H83L82 179V177ZM135 176V175H134ZM142 176V175H141ZM172 176V175H171ZM187 176V175H186ZM36 177V176H35ZM114 177V176H113ZM118 177V176H117ZM137 177H139V176H137ZM136 177V178H137ZM144 177H146V175H144ZM144 177H142V178H144ZM176 177V176H175ZM50 177H48V178H46V179H49ZM79 178V179H80ZM142 178H140V179H142ZM194 179V178H193ZM126 180V179H125ZM131 180V179H130ZM139 180V179H138ZM143 180V179H142ZM144 180H145V178H144ZM39 181H41V180H39ZM38 181V182H39ZM117 181V180H116ZM135 181V180H134ZM146 181V180H145ZM143 182V183H145V184H147L146 182ZM150 181V180H149ZM17 182V181H16ZM48 182V181H47ZM128 182V181H127ZM139 182H141V181H139ZM138 182V183H139ZM159 182V181H158ZM36 183V182H35ZM72 183V182H71ZM121 183L122 182H120L119 181V185L121 186ZM137 183V184H138ZM7 184V183H6ZM47 185H49L48 183H46ZM70 184V183H69ZM82 184V183H81ZM123 184V183H122ZM128 184V183H127ZM31 185V184H30ZM142 185H144V184H142ZM42 186V185H41ZM71 186V185H70ZM82 186V187H83ZM117 186V185H116ZM129 186V185H128ZM140 186V185H139ZM180 186V185H179ZM78 187V186H77ZM144 187V186H143ZM142 187V188H143ZM37 188H38V186H37ZM44 188V187H43ZM73 188V187H72ZM111 188V187H110ZM41 189V188H40ZM84 189V188H83ZM113 189V188H112ZM116 189V188H115ZM114 189V190H115ZM74 190V189H73ZM125 190V189H124ZM191 190V189H190ZM20 191V190H19ZM66 191V190H65ZM82 191V190H81ZM84 191H87V190H84ZM120 191V190H119ZM214 191V190H213ZM47 192V191H46ZM49 192V191H48ZM70 192V191H69ZM75 192V191H74ZM88 192V191H87ZM134 192V191H133ZM43 193V192H42ZM84 193V192H83ZM82 193V194H83ZM111 193V192H110ZM37 194V193H36ZM44 194V193H43ZM47 194V193H46ZM51 194V193H50ZM54 194V193H53ZM104 194V193H103ZM7 195V194H6ZM16 195V194H15ZM49 195V194H48ZM135 195V194H134ZM24 196V195H23ZM35 196V195H34ZM46 196V195H45ZM52 196V195H51ZM75 196V195H74ZM88 196V195H87ZM130 196V195H129ZM133 196V195H132ZM144 196V195H143ZM49 197V196H48ZM47 197V198H48ZM57 197V196H56ZM172 197V196H171ZM10 198V197H9ZM15 198V197H14ZM43 198H45V197H43ZM55 198V197H54ZM137 198V197H136ZM49 199V198H48ZM52 199V198H51ZM88 199V198H87ZM40 200V199H39ZM43 200V199H42ZM55 200V199H54ZM61 200V199H60ZM77 200V199H76ZM89 200V199H88ZM87 200V201H88ZM14 201V200H13ZM25 201V200H24ZM49 201V200H48ZM47 201V202H48ZM139 201V200H138ZM183 201V200H182ZM188 201V200H187ZM45 202V201H44ZM44 202H43V204H44ZM137 202V201H136ZM23 203V202H22ZM33 203V202H32ZM38 203V202H37ZM90 203V202H89ZM120 203V202H119ZM127 203V202H126ZM133 203H135V202H133ZM223 203V202H222ZM238 203V202H237ZM39 204H41L40 202H39ZM85 204V203H84ZM91 204V203H90ZM169 204V203H168ZM45 205V204H44ZM65 205H67V204H65ZM72 205V204H71ZM81 205V204H80ZM86 205V204H85ZM84 205V206H85ZM136 205V204H135ZM135 205H133V206H135ZM9 206V205H8ZM76 206V205H75ZM74 206V207H75ZM83 206V205H82ZM86 206H88V205H86ZM89 206H92V205H89ZM88 206V207H89ZM15 207V206H14ZM46 207H47V204H46ZM88 207H87V209L85 208V210L83 211V208H82V212H81V214L79 215L80 216V220H79V216L77 217L78 218V220H79V222H78V225H80L81 226V228L79 227V226H77V227H79V228H77V230H75V229H73V232H74V234L76 233V232H78L77 234L78 235H80L81 236V239H82V242L80 243L79 241H77L78 243H76L77 245V249H78V251L80 250V252H86V251H84V249H85V244H86V241H87V239L89 238V234H90V226H89V210L90 209H88ZM97 207V206H96ZM126 207V206H125ZM136 207V206H135ZM178 207V206H177ZM13 208V207H12ZM37 208V207H36ZM68 208V207H67ZM72 208V207H71ZM76 208V207H75ZM40 209H41V206H40ZM80 209H81V206H80ZM117 209H119V208H117ZM132 209H135V208H132ZM39 210V209H38ZM64 210V209H63ZM71 210V209H70ZM76 210H79V209H77L76 208ZM42 211V210H41ZM43 211H44V209H43ZM80 211V210H79ZM123 212V211H122ZM139 212V211H138ZM157 212V211H156ZM40 213V212H39ZM67 213V212H66ZM76 214L78 213V211H76L75 212ZM128 213V212H127ZM170 213H172V212H170ZM15 214V213H14ZM34 214V213H33ZM46 214V213H45ZM76 214H75V216H76ZM79 214V213H78ZM194 214V213H193ZM42 214H40V216H41ZM144 215V214H143ZM172 215V214H171ZM23 216V215H22ZM63 216V215H62ZM74 216V217H75ZM159 216V215H158ZM100 217V216H99ZM102 217V216H101ZM100 217V218H101ZM119 217V216H118ZM24 218V217H23ZM22 218V219H23ZM43 218V217H42ZM41 218V219H42ZM179 218V217H178ZM19 219V218H18ZM17 219V220H18ZM38 219V218H37ZM40 219V220H41ZM66 219V218H65ZM64 219V220H65ZM74 219V218H73ZM39 220V219H38ZM44 220V219H43ZM48 221V220H47ZM121 221V220H120ZM119 221V222H120ZM174 221H176V220H174ZM17 222V221H16ZM40 222V221H39ZM76 222V221H75ZM41 223V222H40ZM40 223H38V224H40ZM17 224V223H16ZM99 224V223H98ZM118 224V223H117ZM184 224V223H183ZM77 225V224H76ZM174 225H175V223H174ZM197 225V224H196ZM23 226V225H22ZM100 226V225H99ZM127 226V225H126ZM129 226V225H128ZM138 226V225H137ZM38 227V226H37ZM176 227V226H175ZM174 227V228H175ZM122 228V227H121ZM36 229H38V228H36ZM75 230V231H74ZM201 230V229H200ZM176 231V230H175ZM43 232V231H42ZM129 232V231H128ZM178 232V231H177ZM47 233V232H46ZM17 234V233H16ZM191 235V238L190 237H188V238H190V240H183V242H186V243H188L189 245H192V243L191 242H195V236H193V234L192 233H190ZM11 235V234H10ZM19 235V234H18ZM26 235V234H25ZM73 235V234H72ZM204 235V234H203ZM248 235V234H247ZM21 236V235H20ZM75 236H76V234H75ZM74 236V237H75ZM25 237V236H24ZM23 237V238H24ZM64 237V236H63ZM69 237H71L70 236V234H69ZM176 237V236H175ZM204 237V236H203ZM68 238V237H67ZM77 237H75L74 238V240H77L76 239ZM131 238V237H130ZM180 239H181V236L179 237ZM198 238V237H197ZM167 239V238H166ZM187 239V238H186ZM70 240H71V238H70ZM115 240V239H114ZM159 240V239H158ZM161 240V239H160ZM179 240V239H178ZM199 240V239H198ZM215 240V239H214ZM31 241V240H30ZM37 241H38V239H37ZM45 241V240H44ZM69 241V240H68ZM180 241V240H179ZM29 242V241H28ZM42 242V241H41ZM76 242V241H75ZM133 245V244H132ZM163 245V244H162ZM111 246V245H110ZM195 246V245H194ZM15 247V246H14ZM34 247V246H33ZM37 247V246H36ZM75 247V245H73V247L72 248H74ZM187 247H190V246H187ZM186 247V248H187ZM71 248V247H70ZM92 248V247H91ZM45 249V248H44ZM76 249V250H77ZM30 250H31V248H30ZM65 250V249H64ZM75 250V249H74ZM185 250V249H184ZM206 250V249H205ZM182 251V250H181ZM186 251V250H185ZM198 251V250H197ZM196 251V252H197ZM12 252V251H11ZM79 252V253H80ZM117 252V251H116ZM183 252V251H182ZM191 252V251H190ZM192 252H195V251H192ZM78 253V252H77ZM200 253V252H199ZM198 253V254H199ZM41 254H43V253H41L40 252V255ZM56 254V253H55ZM83 254V253H82ZM191 254V253H190ZM193 254H195V253H193ZM197 254V255H198ZM75 255V254H74ZM79 255V254H78ZM77 255V256H78ZM89 255V254H88ZM192 255V254H191ZM226 255V254H225ZM63 256V255H62ZM82 256V255H81ZM84 256V255H83ZM70 257V256H69ZM92 257V256H91ZM76 258V257H75ZM84 258V257H83ZM166 258H167V256H166ZM46 259H48V258H46ZM109 259V258H108ZM119 259V258H118ZM158 259V258H157ZM221 259V258H220ZM4 260V259H3ZM123 260V259H122ZM121 260V261H122ZM191 260H192V258H191ZM196 260H199V258H197ZM76 261V260H75ZM186 261V260H185ZM188 261V260H187ZM32 262V261H31ZM38 262V261H37ZM80 262V261H79ZM172 262V261H171ZM67 263V262H66ZM162 263V262H161ZM64 264V263H63ZM196 264V263H195Z\"/></svg>",
    "mask_w": 264,
    "mask_h": 264
}]
</instances>
